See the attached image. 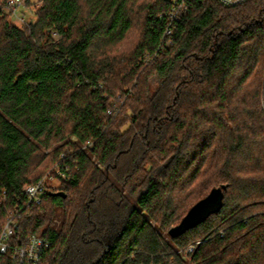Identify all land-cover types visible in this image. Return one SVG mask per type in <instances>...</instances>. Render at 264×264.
<instances>
[{"label":"trees","instance_id":"obj_1","mask_svg":"<svg viewBox=\"0 0 264 264\" xmlns=\"http://www.w3.org/2000/svg\"><path fill=\"white\" fill-rule=\"evenodd\" d=\"M8 1L0 234L19 213V239L52 242L43 264H264V0H194L164 51L172 0H44L26 27ZM58 165L70 179L28 204ZM219 188L221 208L169 236Z\"/></svg>","mask_w":264,"mask_h":264},{"label":"built area","instance_id":"obj_2","mask_svg":"<svg viewBox=\"0 0 264 264\" xmlns=\"http://www.w3.org/2000/svg\"><path fill=\"white\" fill-rule=\"evenodd\" d=\"M194 0H172L173 4L170 11L165 15L168 26L165 32V44L160 47L164 51L173 44L174 31L178 23L189 12ZM226 7H236L243 5L248 0H215ZM34 3H43L44 0H32ZM24 4L23 0H9L6 12H17ZM112 113V111H109ZM91 146V143L88 144ZM77 164V161L75 162ZM70 168L56 166L52 174H48L35 184L26 185L23 189L28 200V204L41 205L44 195L49 191L58 189L63 181L70 179L68 175ZM57 183V184H56ZM19 213H11L7 218L6 224L0 234V264L6 257H9L14 264H43L46 253L52 247V242L39 235L30 234L21 240L17 237L19 228ZM223 237V235H221ZM191 247L188 253L193 252Z\"/></svg>","mask_w":264,"mask_h":264},{"label":"water","instance_id":"obj_3","mask_svg":"<svg viewBox=\"0 0 264 264\" xmlns=\"http://www.w3.org/2000/svg\"><path fill=\"white\" fill-rule=\"evenodd\" d=\"M53 195L63 198L67 197L64 192L53 193ZM223 199L224 196L222 189H213L208 197L200 201L190 210L189 214L183 219L180 225L173 227L169 231V236L177 237L190 226H193L197 222L207 218L212 212H215L222 207Z\"/></svg>","mask_w":264,"mask_h":264},{"label":"rangeland","instance_id":"obj_4","mask_svg":"<svg viewBox=\"0 0 264 264\" xmlns=\"http://www.w3.org/2000/svg\"><path fill=\"white\" fill-rule=\"evenodd\" d=\"M147 1H153L154 3H156L155 2L156 0H147ZM43 6H44V2L38 4V3H34L31 1V4L29 6L24 3L17 12L8 11V10L6 12L5 10V13L6 15H8L9 20L16 26L26 27V25L30 23H35L37 21L36 14ZM9 14L11 15L9 16ZM139 32H140V28L136 26L135 29H133V31L129 35V38L126 42L127 46H131L138 41ZM53 37L55 39H58L57 34H54ZM53 149L54 147L51 149L45 150V152L50 153L51 151H53ZM262 211H264V208ZM62 220H63V211L61 209H58L56 211L55 221H54V225L56 228H58L61 225ZM187 263L190 264V261H187Z\"/></svg>","mask_w":264,"mask_h":264}]
</instances>
